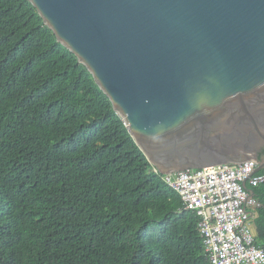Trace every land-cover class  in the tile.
<instances>
[{"label": "trees", "instance_id": "obj_1", "mask_svg": "<svg viewBox=\"0 0 264 264\" xmlns=\"http://www.w3.org/2000/svg\"><path fill=\"white\" fill-rule=\"evenodd\" d=\"M154 168L32 4L0 0V264H211ZM252 189L264 245V181Z\"/></svg>", "mask_w": 264, "mask_h": 264}, {"label": "water", "instance_id": "obj_2", "mask_svg": "<svg viewBox=\"0 0 264 264\" xmlns=\"http://www.w3.org/2000/svg\"><path fill=\"white\" fill-rule=\"evenodd\" d=\"M28 1L160 173L264 169V0Z\"/></svg>", "mask_w": 264, "mask_h": 264}, {"label": "built area", "instance_id": "obj_3", "mask_svg": "<svg viewBox=\"0 0 264 264\" xmlns=\"http://www.w3.org/2000/svg\"><path fill=\"white\" fill-rule=\"evenodd\" d=\"M258 163L245 160L163 176L179 193L183 208L198 217V233L211 264H264V245L256 243L250 214L258 203L247 189L264 181V174L254 172Z\"/></svg>", "mask_w": 264, "mask_h": 264}, {"label": "flooded vegetation", "instance_id": "obj_4", "mask_svg": "<svg viewBox=\"0 0 264 264\" xmlns=\"http://www.w3.org/2000/svg\"><path fill=\"white\" fill-rule=\"evenodd\" d=\"M264 146L260 148V150L258 151V153H256L255 155H253L255 158H257L258 160H261L264 158ZM262 157V158H259Z\"/></svg>", "mask_w": 264, "mask_h": 264}, {"label": "clouds", "instance_id": "obj_5", "mask_svg": "<svg viewBox=\"0 0 264 264\" xmlns=\"http://www.w3.org/2000/svg\"><path fill=\"white\" fill-rule=\"evenodd\" d=\"M185 210V209H184ZM189 211V210H188ZM203 245V244H202ZM208 257V256H207Z\"/></svg>", "mask_w": 264, "mask_h": 264}]
</instances>
